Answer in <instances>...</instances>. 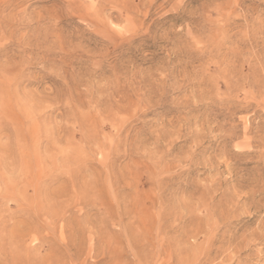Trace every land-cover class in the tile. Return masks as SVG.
Masks as SVG:
<instances>
[{"label":"rangeland","instance_id":"1","mask_svg":"<svg viewBox=\"0 0 264 264\" xmlns=\"http://www.w3.org/2000/svg\"><path fill=\"white\" fill-rule=\"evenodd\" d=\"M0 264H264V0H0Z\"/></svg>","mask_w":264,"mask_h":264}]
</instances>
